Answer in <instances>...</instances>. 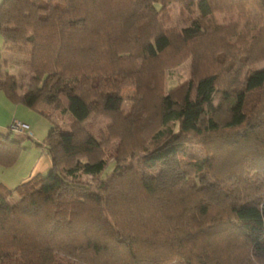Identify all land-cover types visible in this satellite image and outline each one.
Here are the masks:
<instances>
[{
    "label": "trees",
    "instance_id": "trees-1",
    "mask_svg": "<svg viewBox=\"0 0 264 264\" xmlns=\"http://www.w3.org/2000/svg\"><path fill=\"white\" fill-rule=\"evenodd\" d=\"M172 4L188 25H164ZM222 11L239 19L212 21ZM0 37V90L54 124L47 174L20 182L15 202L0 183V264H264V69L252 67L264 0H2ZM4 50L29 57L24 93ZM188 56L191 78L164 94L165 70ZM93 113L112 121L98 135L83 125ZM21 140L0 132V166ZM192 144L204 154L187 160Z\"/></svg>",
    "mask_w": 264,
    "mask_h": 264
},
{
    "label": "rangeland",
    "instance_id": "rangeland-1",
    "mask_svg": "<svg viewBox=\"0 0 264 264\" xmlns=\"http://www.w3.org/2000/svg\"><path fill=\"white\" fill-rule=\"evenodd\" d=\"M165 23L164 25L167 28H180L185 25L189 24L190 18L186 12L181 11V7L178 4H172L167 8L166 15L164 16ZM239 17L234 13H225L217 12L213 15L212 21L217 24L227 25V24H234ZM246 20L243 19L241 23H245ZM3 57L8 62V67L10 70H19L17 75L18 81L21 84L22 93H24L27 89V82H28V73H29V57L27 54L18 53V52H10L7 50L2 51ZM192 63L193 58L191 56L185 57L181 59L180 62L169 67L164 72V78L162 82L163 86V93L166 94L167 92L174 90L182 85H184L192 76ZM253 68L256 69H264V59L259 60L258 62L252 65ZM54 79V76L48 75L43 78L41 85L43 88L47 87ZM224 87L230 83L227 80L222 82ZM222 87V86H221ZM4 93V92H0ZM134 93V89L130 86H124L122 88V96L123 102L121 105L120 112L118 114V118L127 114L131 97ZM3 95V94H1ZM219 94H217L213 100L214 104H217ZM4 97V96H2ZM23 106V105H22ZM26 111L29 113V118H25L24 115L21 114L20 110L17 109V115L21 114L22 118L18 119L17 121L25 122L28 124V130L32 133V135L28 136H21L19 134L12 133V136L15 138H20L23 149L19 153V165L20 166V174L28 173L30 169L34 166L36 167L35 170H38L41 174H47L50 169L51 161L49 154L45 151L43 147V140L47 135L49 129L52 125H54L48 117L40 114L33 108H28L23 106ZM37 109L39 110H46L48 111L54 118V123L58 124L60 129L69 130L73 125V119L69 112L61 113L58 109H53L51 106L44 102H39L37 104ZM17 119V118H16ZM22 119V120H21ZM112 121L108 118L103 116L102 114L93 113L90 118H88L83 125L89 129L95 135H98L101 130H105V128L111 124ZM118 144L117 139H109L108 143L105 144V153L108 162V166L106 167V171L111 169V163L113 161L114 156L111 154L115 151ZM149 146V140L146 143ZM203 150L199 145L192 144L187 146L185 158L187 160L196 159L203 156ZM12 192L8 196V201L15 202L20 198V194L15 190V187H11ZM61 264H71L70 260H61Z\"/></svg>",
    "mask_w": 264,
    "mask_h": 264
},
{
    "label": "crops",
    "instance_id": "crops-1",
    "mask_svg": "<svg viewBox=\"0 0 264 264\" xmlns=\"http://www.w3.org/2000/svg\"><path fill=\"white\" fill-rule=\"evenodd\" d=\"M1 1L2 0H0V2ZM0 49L1 50L4 49L1 37H0ZM8 70H9V72L14 73V74L19 73V70H16L14 72V70L13 71L10 70L9 67H8ZM0 92H2V91L0 90ZM1 94H3V95H1ZM2 96H4V97H2ZM23 108L24 107L21 104L13 103L12 101H10L6 97V95L4 93H0V132L7 133L8 131H11V129H10L11 123L13 121H17L18 119H20V117L22 118L21 114H26V115H24L25 118H29L28 111H26ZM17 109L20 110V112H21V114H19L20 117H18V115H17ZM11 132L15 133L13 131H11ZM15 134H17V133H15ZM30 134L32 135V133L28 130L27 134H19V135L28 136ZM20 157H21V155H20ZM20 157H18V160L10 167L5 168V167L0 166V183L5 185L9 189H11V187H13V188L16 187L20 182L28 179L32 175H34L36 173H40L38 170H35L36 167L34 166L32 169H30V171L28 173L22 172L20 174V172H21L19 170L20 166H18L19 165L18 161H19Z\"/></svg>",
    "mask_w": 264,
    "mask_h": 264
},
{
    "label": "built area",
    "instance_id": "built-area-1",
    "mask_svg": "<svg viewBox=\"0 0 264 264\" xmlns=\"http://www.w3.org/2000/svg\"><path fill=\"white\" fill-rule=\"evenodd\" d=\"M11 131L17 134H27L28 133V125L21 121H13L10 125Z\"/></svg>",
    "mask_w": 264,
    "mask_h": 264
}]
</instances>
